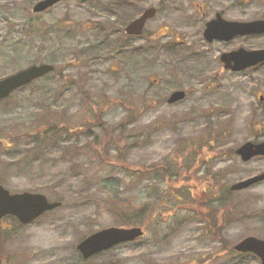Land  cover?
<instances>
[{"label": "rangeland", "instance_id": "374dc122", "mask_svg": "<svg viewBox=\"0 0 264 264\" xmlns=\"http://www.w3.org/2000/svg\"><path fill=\"white\" fill-rule=\"evenodd\" d=\"M37 1L0 0V78L33 63L58 70L0 99V182L62 204L29 224L4 218L6 264H259L254 254L226 252L210 228L216 210L202 218L193 201L231 208L219 219H231L227 243L264 237V180L230 189L264 171V156L236 152L264 139L256 120L264 63L232 71L220 61L223 51L264 47V33L227 42L203 35L216 12L264 18V0H131V10L115 13L107 7L119 0H63L35 13ZM149 6L158 13L145 34L125 35ZM177 89L187 95L170 103ZM47 111L69 133L27 141ZM140 223L143 237L89 259L76 248L102 228Z\"/></svg>", "mask_w": 264, "mask_h": 264}, {"label": "water", "instance_id": "95a60500", "mask_svg": "<svg viewBox=\"0 0 264 264\" xmlns=\"http://www.w3.org/2000/svg\"><path fill=\"white\" fill-rule=\"evenodd\" d=\"M60 1L40 0L34 5L33 10L35 12L44 11ZM156 13L157 8L155 6L147 7L141 15L128 23L125 28L126 32L134 35H142L146 22L153 18ZM261 33H264V19L249 21L229 20L224 18L219 12L206 23L204 30V36L209 41L214 39L228 41L239 35ZM220 59L225 68L240 71L264 62V47L248 49L241 46L223 52ZM54 69L55 66L51 63L32 64L0 79V98L9 96L14 90L52 72ZM185 96V90H175L169 96L168 101L174 103L184 99ZM236 151L241 155L243 160H249L257 155L264 156V139L261 141L249 140L239 146ZM262 180H264V172L234 183L231 189H244ZM61 204V201H51L46 194L41 192H11L0 183V225L3 217L6 215H14L22 223L29 224L46 211L55 209ZM144 233L145 229L142 226H109L86 236L76 247L84 258H89L116 244L134 240L144 235ZM235 249L243 252H255L260 256L261 264H264V239L256 236H247L235 245Z\"/></svg>", "mask_w": 264, "mask_h": 264}, {"label": "trees", "instance_id": "16d2710c", "mask_svg": "<svg viewBox=\"0 0 264 264\" xmlns=\"http://www.w3.org/2000/svg\"><path fill=\"white\" fill-rule=\"evenodd\" d=\"M130 4H132L131 0H119V2L118 1L115 2V6L111 5L110 8H108V7L107 8H108V10H112L115 13V10H114L115 7L119 8L121 10H127L128 6ZM112 8H114V9H112ZM129 10H131V9H128L127 11H129ZM109 47H112V45H110ZM54 72L58 73L57 68ZM71 83L72 84H78V80L77 79H71ZM80 90L82 92L84 90L82 85H80ZM259 109H262V111H264V102L263 101H260ZM39 119L40 120L35 124L34 129L31 132H27L24 134V138H26L27 141L33 142L34 144L40 140L47 142L51 139L56 138L59 135L68 134L70 131L71 126L69 125V123L66 120L60 122L61 118H59L58 116L56 117L55 114L54 113L52 114L50 111L43 113V115L41 117H39ZM256 120L258 121L259 126H264V115L263 114L260 115ZM124 124H125V122H123V125H121V127L127 126ZM105 131L109 132L106 130V128H105ZM106 136H105V139H107ZM95 138H98V137L95 136ZM121 157L125 159L126 154L122 153ZM227 200H228V206H232L233 201L229 200L228 197H227ZM193 204H194V208H196V210L199 212L198 215L200 214L202 216V218H206L204 215V213H206L205 211L212 212V211L216 210L215 211V222L210 223V228L212 229V231H215V233H217V237L224 244L223 247H225V250L228 251L229 253H231V251L233 249L232 248L233 244L227 243V242H229L228 239L221 236L223 228H224V224L229 223V221H231V219L227 220V222L219 221V219L223 218L224 215L229 214V212L231 211V208L224 207L226 205H224V206L220 205L219 209H216V207L213 205L212 201L208 197L205 199H196L195 201H193ZM144 211H145V209H141L138 213H137V211H135V215H136L135 218H137V216H139V214H143ZM216 213H218V214L216 215ZM7 217L15 219L18 222V220L15 217H12V216H7ZM130 218H132V217H130ZM142 222H144V221H142ZM4 241H5V236L2 232V230H0V252L3 250ZM6 260H7V253L5 252L4 257H1V255H0V264H6Z\"/></svg>", "mask_w": 264, "mask_h": 264}, {"label": "flooded vegetation", "instance_id": "af4514ba", "mask_svg": "<svg viewBox=\"0 0 264 264\" xmlns=\"http://www.w3.org/2000/svg\"><path fill=\"white\" fill-rule=\"evenodd\" d=\"M204 13V12H203ZM223 15H224V13H222ZM228 224L229 223H227V224H224V228H223V230L226 228V226H228ZM223 232V231H222ZM264 238V237H263ZM248 254V253H247ZM250 254H252V252L250 253Z\"/></svg>", "mask_w": 264, "mask_h": 264}]
</instances>
